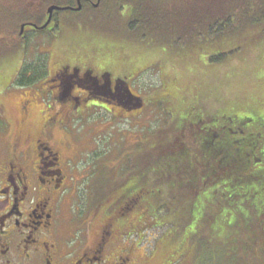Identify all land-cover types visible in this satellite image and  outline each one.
<instances>
[{
	"label": "rangeland",
	"instance_id": "1",
	"mask_svg": "<svg viewBox=\"0 0 264 264\" xmlns=\"http://www.w3.org/2000/svg\"><path fill=\"white\" fill-rule=\"evenodd\" d=\"M5 5L3 3L0 7ZM125 8L123 13L128 15L131 8ZM93 13L97 11L93 10ZM57 14L62 19L57 30L62 28L56 38L51 33H29L30 29H27L25 46L18 45L17 50L0 54V136H5L8 121L12 124L18 118L19 99L21 102L22 98L34 97L33 87L10 85L19 69L23 71L24 64H33L35 75L39 70L42 73L46 71V76L48 72L55 74L66 63L64 59L68 55L65 53L71 51L76 56L95 57L92 62L102 61L104 67L115 74L128 73L126 83L119 82L120 98L106 101L109 109L107 106H92L82 118L77 113L73 114L65 131H57L50 138L54 145L65 138L62 151L72 160L74 179L65 203L68 211L69 204L72 206L75 225L80 227L91 221L93 215L89 206L97 207L99 202L102 207L100 215L114 214L118 208L116 183L129 174L130 159L140 161L144 151L154 145V137L146 136L147 131L155 132L154 129L162 128L163 124L171 128L172 120L183 109L189 108L190 115L197 116L206 106V113L216 114L223 122L224 113L244 106L246 114L253 121L261 122V128H264V30L249 28L245 36L237 40L216 41L201 49L186 47L183 42L174 46L169 43L172 37L166 33L152 32L153 38L142 41L143 27L140 25L142 30L133 34L128 31L122 17L116 15L106 17L102 23L95 20V26L85 27L86 31L75 24L78 27L76 36V32H72L76 28L65 26L64 20L76 22L78 15L71 11ZM236 47H241L239 54H229L222 61L211 59L219 52L227 53ZM62 52L65 55H61ZM164 90L172 97L167 101V107L152 102L166 93ZM93 101L97 103L95 99ZM42 109V102H39L32 115H37ZM145 162L146 156L144 167ZM154 208L152 204L149 215ZM167 209L173 213L165 216ZM163 210L161 215L155 214L154 218L150 216V220L146 218L138 223L135 233L121 243H133L138 255L152 257L156 264H262L244 249L249 233L241 236L242 246H239L240 233L229 236L228 229L219 233L217 227H210L203 220L186 225L185 212L180 207L168 206ZM229 212L232 221L238 219V213L234 210ZM144 214H148L147 209L137 207L123 220L134 222ZM99 219L98 216L93 225L97 229L102 221ZM146 221H150L148 226L144 224Z\"/></svg>",
	"mask_w": 264,
	"mask_h": 264
},
{
	"label": "trees",
	"instance_id": "2",
	"mask_svg": "<svg viewBox=\"0 0 264 264\" xmlns=\"http://www.w3.org/2000/svg\"><path fill=\"white\" fill-rule=\"evenodd\" d=\"M3 3L6 5L0 7V54L17 50L18 45L25 46L26 35L20 32L21 25L31 21L42 24L49 6H75V0H0V6ZM125 7L131 8L128 15L123 13ZM57 12L61 11L55 12V20L60 18ZM71 12L78 15L76 22L66 19L65 26L76 28L77 24L86 31L85 27L95 26V20L102 23L106 17L116 15L122 17L133 34L142 30L141 25L142 41L152 37V32L166 33L174 46L183 42L186 47L201 49L216 41L237 40L249 28L264 30V0H101L97 9L87 5ZM77 28L72 31L76 36ZM240 49L219 52L211 59L225 60L229 54H239ZM67 55L76 57L71 51ZM82 59L92 62L96 58L83 55ZM34 67L24 64L13 83L21 87L38 83L46 71L39 70L35 75ZM164 92L152 102L167 107L172 97ZM205 108L197 116L190 115L189 108H185L172 120L171 128L163 124L155 132L147 131L146 136L154 137V145L144 151L140 161L130 159L129 174L116 183V205L126 204L130 211L137 207L147 209L148 220L155 214L161 215L165 207H180L185 212L186 225L203 220L208 226L217 227L219 233L224 229L230 230L229 236L240 233L239 246L241 236L249 233L244 249L264 264V128L246 114L244 106L224 113L223 122L216 114L206 113ZM152 204L155 208L149 215ZM229 210L238 213V219L232 221ZM171 213L167 209L163 215ZM149 222L144 224L148 226Z\"/></svg>",
	"mask_w": 264,
	"mask_h": 264
},
{
	"label": "flooded vegetation",
	"instance_id": "3",
	"mask_svg": "<svg viewBox=\"0 0 264 264\" xmlns=\"http://www.w3.org/2000/svg\"><path fill=\"white\" fill-rule=\"evenodd\" d=\"M55 12L46 30L57 36L62 20H55ZM48 17L47 13L42 24ZM31 23H24L25 32L41 31ZM64 61L55 74L48 72L32 86L34 97L19 99L18 118L8 121L5 136H0V264H156L152 257L138 255L133 243H121L135 233L145 215L131 222L123 220L131 212L126 204L114 214L100 215L93 208L92 220L79 227L70 204L67 209L72 160L62 151L65 138L56 145L50 138L65 131L73 114L82 116L92 106L109 109L106 101L120 98L119 82H126L128 73L115 74L102 61H84L82 56ZM39 102L43 109L35 117L32 111ZM98 216L102 221L97 229L93 225Z\"/></svg>",
	"mask_w": 264,
	"mask_h": 264
},
{
	"label": "water",
	"instance_id": "4",
	"mask_svg": "<svg viewBox=\"0 0 264 264\" xmlns=\"http://www.w3.org/2000/svg\"><path fill=\"white\" fill-rule=\"evenodd\" d=\"M78 3H79V6L77 8H74L75 10H80L81 7H82L81 0H78ZM69 8H72V7H61V6H58V5H51L48 8L49 18H48L47 22L41 27H37L36 24H33V26L36 27V28H46L50 24V22L52 20L53 12L55 10H65V9H69ZM24 27H25V25L22 26L21 33H23Z\"/></svg>",
	"mask_w": 264,
	"mask_h": 264
}]
</instances>
